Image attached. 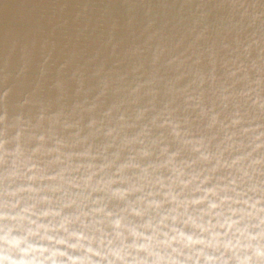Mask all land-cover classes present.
<instances>
[{
  "label": "clouds",
  "instance_id": "9594fccd",
  "mask_svg": "<svg viewBox=\"0 0 264 264\" xmlns=\"http://www.w3.org/2000/svg\"><path fill=\"white\" fill-rule=\"evenodd\" d=\"M243 79L223 118L165 106L127 135L140 110L100 145L0 115V264H264V80Z\"/></svg>",
  "mask_w": 264,
  "mask_h": 264
},
{
  "label": "water",
  "instance_id": "95a60500",
  "mask_svg": "<svg viewBox=\"0 0 264 264\" xmlns=\"http://www.w3.org/2000/svg\"><path fill=\"white\" fill-rule=\"evenodd\" d=\"M245 76L264 80V0H0L9 121L43 117L48 128L55 117L59 135L94 132L100 145L109 121L144 111L132 135L167 106L196 130L201 108L233 110L220 96L243 90Z\"/></svg>",
  "mask_w": 264,
  "mask_h": 264
}]
</instances>
